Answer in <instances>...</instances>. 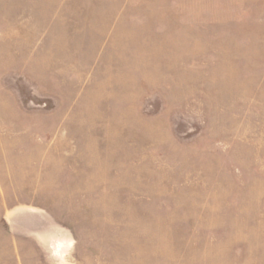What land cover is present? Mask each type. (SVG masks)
Wrapping results in <instances>:
<instances>
[{
	"label": "rangeland",
	"instance_id": "rangeland-1",
	"mask_svg": "<svg viewBox=\"0 0 264 264\" xmlns=\"http://www.w3.org/2000/svg\"><path fill=\"white\" fill-rule=\"evenodd\" d=\"M0 264H264V0H0Z\"/></svg>",
	"mask_w": 264,
	"mask_h": 264
}]
</instances>
